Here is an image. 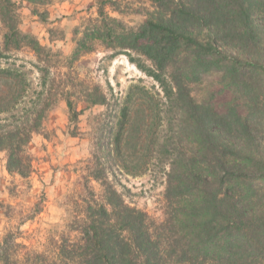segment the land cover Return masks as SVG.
I'll use <instances>...</instances> for the list:
<instances>
[{
    "label": "trees",
    "instance_id": "16d2710c",
    "mask_svg": "<svg viewBox=\"0 0 264 264\" xmlns=\"http://www.w3.org/2000/svg\"><path fill=\"white\" fill-rule=\"evenodd\" d=\"M20 1L45 21L36 7L52 0ZM152 2L153 11L130 28L107 14L114 0H98L97 17L77 32L70 60L94 52L97 44L112 52L110 58L123 54L160 86L159 103L180 111L178 122L190 130L189 141L171 137L160 145L173 153L163 221L125 204L111 189L101 202H86L80 238L63 242L57 255L30 252L7 234L0 241V264H264V0ZM19 9L12 0H0V58L22 48L36 57L46 52L19 31ZM14 71L0 65V79H13ZM204 75H217L238 95L236 103L218 112L197 102L190 86ZM46 97L18 124L0 122L7 172L28 176L25 148L42 125L50 105ZM66 103L76 121L72 102ZM93 104L106 105L105 96L98 94ZM15 106L0 94V115ZM128 118L125 106L121 130ZM121 143L114 144L117 154Z\"/></svg>",
    "mask_w": 264,
    "mask_h": 264
},
{
    "label": "rangeland",
    "instance_id": "374dc122",
    "mask_svg": "<svg viewBox=\"0 0 264 264\" xmlns=\"http://www.w3.org/2000/svg\"><path fill=\"white\" fill-rule=\"evenodd\" d=\"M12 1L20 5L19 31L46 52L36 57L22 48L0 58L3 68L15 70L13 79H0V94L16 104L0 115V122L18 124L45 95L50 105L25 148L31 162L27 177L7 172L6 155L0 152V241L12 234L30 252L52 258L63 242L80 238L86 202L92 197L101 202L111 189L125 204L163 221L173 153L160 145L171 137L189 139L190 130L178 122L180 111L161 104L160 86L123 54L110 58L112 52L97 44L94 52L70 60L77 32L97 17L98 0H52L37 6L45 21L32 14L30 4ZM114 1V7H106L107 14L130 28L153 11L152 0ZM4 32L0 23V48ZM190 89L197 102H208L218 112L238 97L217 75H204ZM98 94L105 96L106 105L93 104ZM68 99L78 114L76 121ZM125 106L129 118L121 130ZM164 122L169 125L164 127ZM117 140L122 141L121 154L114 150Z\"/></svg>",
    "mask_w": 264,
    "mask_h": 264
}]
</instances>
